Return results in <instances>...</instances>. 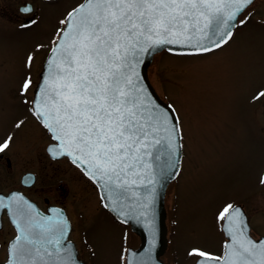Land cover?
I'll use <instances>...</instances> for the list:
<instances>
[{
  "label": "rangeland",
  "instance_id": "obj_1",
  "mask_svg": "<svg viewBox=\"0 0 264 264\" xmlns=\"http://www.w3.org/2000/svg\"><path fill=\"white\" fill-rule=\"evenodd\" d=\"M22 1L0 0V143L12 137L1 152L0 192L20 190L41 209L64 208L72 227L69 238L85 264H124L138 237L102 208L96 187L78 168L65 158L48 157L45 147L52 140L31 111L32 90L59 20L81 0H26L37 10L28 28L16 19ZM245 16L246 26L238 25L222 49L199 55L161 52L147 69L151 86L182 122L181 168L164 195L165 264H195L187 255L193 247L221 254L216 217L226 204L243 202L263 222L264 97H253L264 91V0H254L238 19ZM37 45L44 47L36 51ZM29 54L34 57L30 67ZM26 77L32 86L21 95ZM25 172L35 175L30 187L20 185ZM2 220L0 263L14 235L5 215Z\"/></svg>",
  "mask_w": 264,
  "mask_h": 264
},
{
  "label": "snow or ice",
  "instance_id": "obj_2",
  "mask_svg": "<svg viewBox=\"0 0 264 264\" xmlns=\"http://www.w3.org/2000/svg\"><path fill=\"white\" fill-rule=\"evenodd\" d=\"M253 2L81 0L59 20L50 40L47 75L39 99L32 101L31 111L56 141L50 155L69 157L104 190L105 207L115 205L118 215L142 218L153 231V162L160 159L163 148L168 168L178 170L174 157L182 147V122L174 110L169 111L171 105L161 111L149 99L136 66L144 54L165 45L190 48L188 55L222 49L234 38L233 29L248 23L247 16L238 17ZM21 11L32 9L25 6ZM43 47L37 45L36 51ZM33 61L29 54L27 66ZM31 86L26 77L20 94ZM261 97L264 91L253 99ZM11 140L8 136L0 143V152ZM0 210L8 212L16 229L6 264H75L71 245L65 243L69 224L60 210L42 215L18 193L0 196ZM216 219L223 222L221 230L227 236L221 254L193 247L187 255L196 264H264V238L251 237L239 207L226 204ZM150 260L149 248L137 264Z\"/></svg>",
  "mask_w": 264,
  "mask_h": 264
},
{
  "label": "water",
  "instance_id": "obj_3",
  "mask_svg": "<svg viewBox=\"0 0 264 264\" xmlns=\"http://www.w3.org/2000/svg\"><path fill=\"white\" fill-rule=\"evenodd\" d=\"M26 6L31 7L30 4H27ZM22 8L23 7H21L20 10ZM234 30H235V28L233 29V32H234ZM169 49H172V50L170 51ZM162 51H166L170 54L188 55L185 53L191 52L192 49L180 48V47H177L175 45H165L163 47L156 48V49L150 51L149 53L144 54L141 58V62L139 64H137L136 71L139 73L140 83H141V86L145 90V94L149 95V99L155 105H157L161 111L168 109V106H170V105L165 103L157 95V93L155 92V90L151 86V84L148 80V77H147V69H148L150 62L152 61L153 56L157 53L162 52ZM48 56H49V52H48V54H47V56H46V58L42 64L41 70L38 74V81H37V83L33 89L32 101L34 99H39V96H40V93L42 90L43 81H44L45 76L47 75L46 68H47ZM32 107H33V105H32ZM172 110H173V108L169 109V111H172ZM35 118H36V116H35ZM36 120L42 125L41 120H39L38 118H36ZM42 127H43V125H42ZM49 134H50V137L52 139L51 133H49ZM55 144H56V141L53 140V142L48 144L45 148L47 155L51 159H54V158L50 155L49 148H50V146L55 145ZM63 157H66L72 163L71 159L67 156H61V157L55 158V159H61ZM174 159L179 160L178 170L168 168V166H167V155H166L165 150L162 148L160 159L158 161L153 162V180L155 181L154 186H153L154 200H153L152 209H151L152 215H153V225H154L153 231H149V229L145 226V222L142 218H137L135 215H133L131 217H124L122 215H118L116 211H113V208H115V205H112L110 207H105L104 203H106L107 201H105V202L101 201V204H102V207L104 208V210L116 222H118L122 225L129 226L130 230L139 238V245L136 248H128L127 249L125 264H129L130 260L132 261V264H137L138 259L142 256H145L146 250L149 248L151 249V260H150L149 264H164L163 261L161 260V256L163 255V253L166 249V246H167V237H166L167 228H166V224H165L166 211H165V207H164V195H165V190H166L168 184L178 175V173L180 171L181 159H182V147L178 148L176 156L174 157ZM73 165L76 166L75 164H73ZM78 169L81 170V168H78ZM173 171H176V174L174 176L170 174ZM81 172L84 174V172L82 170H81ZM26 179H28L27 183H25ZM34 179H35V177L32 173H25L22 175L20 181H21V184L23 186H31L34 182ZM90 181L96 186L99 198L101 200V196H103L105 194L104 190L100 187V185L98 183H95L92 180H90ZM136 191L140 195L144 194L143 189H136ZM12 193H18L21 196H23L29 203L33 204L35 206V208L42 215H53V213L50 211L51 209L60 210L63 213L64 218H66V220L69 224V231L66 235L65 243H66V245H71L75 264H85L82 260H80L77 257V251L75 249L74 243L72 241L68 240V235L70 232V223H69V220H68V218H67V216H66V214L62 208H59L57 206H49L46 208L45 211H42L41 209H39V207L33 201L29 200L23 193H21L20 191H17V190L10 191L7 194H3L0 192V196L7 198ZM3 211H5L6 217L8 218L10 224L12 225L10 218H9V215H8V212L6 210H0V228L2 225V218L1 217H2ZM12 227L14 228L15 235H16V229L13 225H12ZM14 237L9 242H11L14 239ZM225 237L227 238L226 234H225ZM262 238H264V237H262ZM9 242H8V244H9ZM8 244H7V250H8ZM6 261H7V259H6ZM6 261L2 264H6ZM195 264H196V261H195Z\"/></svg>",
  "mask_w": 264,
  "mask_h": 264
},
{
  "label": "flooded vegetation",
  "instance_id": "obj_4",
  "mask_svg": "<svg viewBox=\"0 0 264 264\" xmlns=\"http://www.w3.org/2000/svg\"><path fill=\"white\" fill-rule=\"evenodd\" d=\"M41 1L44 2V3L50 4V3H54L56 0H41ZM28 3L32 5L31 2L24 0L17 7V11H18L19 15L17 16L16 19H17V21L20 19V26L19 27L23 26V28H28V27H31L32 25H34V23H32V21L35 19L36 14H37V10H35V7L32 5V11L30 13H24V12H22L20 10L21 7H24V5H26ZM2 158H3V154L0 152V161H1ZM46 201H47V198L44 199V202H46ZM232 205L234 207L235 206L240 207L242 212L245 214V216L247 218V224H248L249 229H250L251 237L253 239H259L261 237H264V217H262L263 218V222H260L259 214H257V213L251 214L249 209H248V207H247V205L245 203H243V202H236V203H234ZM42 210H45V209H42ZM221 225H222V222H220V231H221V234H222V237H223L222 241L224 243L225 242V235H224V233L221 230ZM259 228H262V230H259Z\"/></svg>",
  "mask_w": 264,
  "mask_h": 264
}]
</instances>
